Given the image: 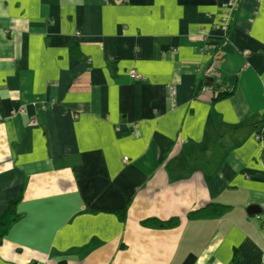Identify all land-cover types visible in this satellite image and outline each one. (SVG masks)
Masks as SVG:
<instances>
[{
  "label": "crops",
  "instance_id": "1",
  "mask_svg": "<svg viewBox=\"0 0 264 264\" xmlns=\"http://www.w3.org/2000/svg\"><path fill=\"white\" fill-rule=\"evenodd\" d=\"M227 1L0 0V264H264V0Z\"/></svg>",
  "mask_w": 264,
  "mask_h": 264
},
{
  "label": "trees",
  "instance_id": "2",
  "mask_svg": "<svg viewBox=\"0 0 264 264\" xmlns=\"http://www.w3.org/2000/svg\"><path fill=\"white\" fill-rule=\"evenodd\" d=\"M109 69L111 71V74H115V67H113V63L109 64ZM216 76L213 77V79L208 78L207 83L209 86L208 88H212L214 91L217 92V95L215 99H222L231 94V89L230 91L227 89V87L224 86L223 82H216L215 81ZM15 204L16 201L11 203L8 207L6 212L3 214V216L0 218V241L1 239L6 235L8 232L9 228L17 221L20 219V215L16 213L15 211ZM226 207L219 205V204H209L206 207L190 212L187 214V219L188 220H200V219H215L217 217L222 216L225 211ZM120 218L124 217V211H120L118 213ZM144 227H150V228H156V229H168V228H173L179 224L178 219H170L166 221H160L156 219H148L145 221H142L141 223ZM237 257L234 256L233 261L231 264H236ZM61 264H65L64 262Z\"/></svg>",
  "mask_w": 264,
  "mask_h": 264
},
{
  "label": "built area",
  "instance_id": "3",
  "mask_svg": "<svg viewBox=\"0 0 264 264\" xmlns=\"http://www.w3.org/2000/svg\"><path fill=\"white\" fill-rule=\"evenodd\" d=\"M238 5H239V0H228L227 3L223 6V13L220 20V28L223 33L228 31L231 17L238 8ZM214 72L215 71L213 68L208 69L205 72V77L213 79V77L216 76ZM129 74L132 75L134 78L137 77L134 71H130ZM215 81L218 82L217 79H215ZM206 89H207L206 86L202 87V90H206ZM168 93L170 98L175 95V91L173 88H169ZM19 113H22V111H20ZM255 138L259 139V136H255ZM125 161H127V158H123V162Z\"/></svg>",
  "mask_w": 264,
  "mask_h": 264
},
{
  "label": "water",
  "instance_id": "4",
  "mask_svg": "<svg viewBox=\"0 0 264 264\" xmlns=\"http://www.w3.org/2000/svg\"><path fill=\"white\" fill-rule=\"evenodd\" d=\"M249 212V211H248Z\"/></svg>",
  "mask_w": 264,
  "mask_h": 264
}]
</instances>
